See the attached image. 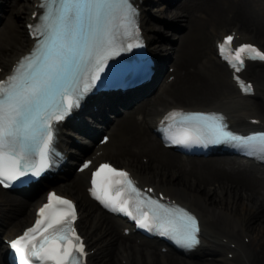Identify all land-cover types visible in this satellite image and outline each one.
<instances>
[{"label":"snow or ice","instance_id":"snow-or-ice-1","mask_svg":"<svg viewBox=\"0 0 264 264\" xmlns=\"http://www.w3.org/2000/svg\"><path fill=\"white\" fill-rule=\"evenodd\" d=\"M46 4L45 15L41 17L43 24L36 26L43 39L32 53L17 62L12 75L0 81V184L5 187L30 169L33 175L39 176L48 166L51 121L63 119L78 105L81 92L89 89L88 83H84L83 89L79 87L81 77L87 78L91 72L92 81L99 79L109 54H116L120 28L131 35L130 29L135 23V9L129 0H46ZM232 41L233 35L224 38L219 45L222 55ZM245 58L264 61V51L246 43L227 57L237 72L244 66ZM241 86L245 92L252 87L243 82ZM170 115H181L191 126L190 130L200 136L250 146L258 141V150L264 152V133L248 137L233 135L225 131L223 118L216 114L174 112ZM188 138L185 135L176 142L185 143ZM33 153L40 157L38 164L30 162ZM92 184L90 191L98 200L129 216L132 215L128 210L132 197L126 194L134 193L138 206L146 204L150 208L137 220L141 227H157L162 235L186 247L199 242V225L194 215L156 199L139 200L141 190L128 172L102 164L93 173ZM38 215L40 218L35 225L11 242L19 264H78L74 253L83 256L85 249L73 227L77 218L73 202L49 193L48 203Z\"/></svg>","mask_w":264,"mask_h":264},{"label":"bare ground","instance_id":"bare-ground-1","mask_svg":"<svg viewBox=\"0 0 264 264\" xmlns=\"http://www.w3.org/2000/svg\"><path fill=\"white\" fill-rule=\"evenodd\" d=\"M16 2L18 0L7 3L4 1L3 4L0 2V6L4 5L5 7L6 5L10 12V10L17 7ZM157 6H160L159 11L161 13L173 14V17L185 19L187 24L191 23L190 27L182 33V39L172 49L165 48L162 42H153L165 48L158 47L157 53L159 55L157 59L167 60L170 56L178 58L183 61V64L185 63L184 66L182 63L174 61H171L170 64L175 66L178 64L183 71L174 75L167 85L168 75L163 76V71H161L156 77L158 86L161 88L153 91L148 96H141L139 99L133 100L129 107L124 108L122 116L117 117L111 125L116 127L114 134L119 139L117 146L109 145L107 150L113 153L121 152L119 154L126 153L131 163L136 164V167L144 166V164L137 161L141 149L132 150L127 145L123 147L122 144L125 138L129 136L136 137L138 140H140V137H145L148 145L146 162H149L150 158L152 160L157 159L159 163L164 164L166 167H174L169 175H166L169 179H165L164 176V180L168 185L163 187V191L166 192L168 197H176L186 203L189 208H194L202 218L203 231L201 237L203 241L198 247L199 250L207 247L213 254L217 252L219 258H221L223 251L233 250L235 251L233 256L237 259L238 264H264V187L261 185V179L255 178L254 174L242 170L239 168L240 165H236L229 156H223V154H208L206 157L192 154L187 156L161 146L156 139L147 135V129L142 119L144 113L151 119L159 111L161 112L167 106L165 104L166 99H164L167 94L176 98L181 94L187 99H191L192 102L174 101L175 103L185 105L188 103L192 105L193 103L200 105L218 103L221 107L230 111L233 120L239 123H244L242 120L249 114L253 115L257 110L261 112L260 117L264 120V70L257 69V67L253 68L251 72V75L258 80L257 88L259 93H262V99L253 101L248 96L241 98L237 95V90H235L227 75L229 70L224 65L225 63L214 55V50L210 45L211 35L219 31L217 27H223L220 19L223 6L231 7L234 10L231 19H223V21H226L224 23L228 24L237 19L241 27L248 26L250 29H247V31L237 30V38L242 39L248 35L261 39L260 41L264 43V0H261L258 5L248 4L242 0H174L166 1ZM31 8H34V5ZM19 10L13 9L12 12L16 13ZM21 12H23L22 9ZM15 15L17 16L16 19L23 17V14L18 13V15ZM149 22V26H154V22ZM197 29L202 30V35L195 31ZM18 31L22 34V37L18 36ZM18 31L15 24L4 25L0 30V49L2 48L0 50V75L6 72L17 54L26 49L28 45L25 46L28 39L25 37L24 28L18 27ZM193 36L197 37L191 39ZM206 46L205 51L209 55L200 59ZM191 60L193 62L189 64L188 62ZM176 81H178L177 84H175ZM109 109L107 106L99 105L96 109V118L99 116L97 115L98 111ZM65 142L63 140V143ZM133 172L139 181H144V177L139 172L136 170ZM213 180L217 183H214ZM81 183L82 178L72 177L63 186L71 189L72 195L76 197L77 204L82 209L89 211L91 206L87 205L86 202L89 200L80 190ZM0 199L16 200L17 207L12 211L8 209V213L7 209L4 212L7 218L10 216L9 218L18 224L20 218L17 213L26 211V199L16 194L4 193L2 189H0ZM210 213L215 217L212 218L213 216ZM26 214L24 213L23 216ZM209 219H211L210 222H208ZM107 225L109 226V224ZM107 225L104 221V215L100 214L95 223V229L101 231L100 239H105V243L103 248H100L102 243L96 246V248L99 247L97 250L100 252L94 250L93 254L97 256L94 264H111L112 258H114L109 246L112 238H114L113 236L116 237L117 234ZM243 232L248 235L249 239H242L238 243ZM234 239H237V241ZM231 242L233 244L230 246ZM149 252L150 255L146 254L152 259L150 262L145 260L141 248H132L129 254L130 257H128L127 254L121 252L119 247L118 257L124 259V264H192L191 260L196 261V264H217L218 262H214L212 258L208 259L205 256L189 260L173 254H171L173 256L166 257V261L159 262L160 256L157 255L156 249H150ZM211 257L216 258L212 255ZM227 261H229L228 258L219 263L222 264Z\"/></svg>","mask_w":264,"mask_h":264},{"label":"rangeland","instance_id":"rangeland-1","mask_svg":"<svg viewBox=\"0 0 264 264\" xmlns=\"http://www.w3.org/2000/svg\"><path fill=\"white\" fill-rule=\"evenodd\" d=\"M5 0H0V2L3 4V2H4ZM6 2H10V0L8 1V0H6ZM166 2V1H165ZM164 2V3H165ZM5 4V3H4ZM159 5H162V3L160 2L159 3ZM3 7V9H7L8 10V7L5 5V7H4V5L2 6ZM157 8V12H159L160 14H162L163 16H165V17H172V19H177V18H175V17H173V14L172 15H170V14H168L167 13V15L166 14H164V13H161L160 11H159V8H160V6H157L156 7ZM155 12V11H154ZM179 20H181V19H178V20H176L175 22L180 26V29L181 28H184V24H187V22H186V20H184V19H182V21H179ZM184 20V21H183ZM174 21H172V24H174L173 23ZM171 24V23H170ZM169 24V25H170ZM178 25H174L175 26V30L177 29V26ZM162 28H163V26H161ZM172 28V27H171ZM163 29H167L166 27H164ZM162 29V30H163ZM157 30V29H156ZM185 30V29H184ZM178 31L179 30H177V32H175V33H173V31H168V33L167 32H164V31H160V30H157V32H163L164 33V35H163V33H162V35H161V37H160V39L162 40V41H164V40H166L167 41V45H169V43H173V44H170V45H176L181 39H182V33L184 32V31H182L181 33H179V35H177L178 34ZM198 34H201L202 35V30H200V29H197V30H195ZM194 31V32H195ZM165 33H167V34H165ZM174 34V35H173ZM175 35H177L179 38H177ZM157 37V36H156ZM197 36H193V37H191V39H194V38H196ZM200 38H201V36H199ZM251 37V36H250ZM252 38V37H251ZM174 39H176V40H174ZM174 40V41H173ZM261 40V39H260ZM161 43V42H160ZM199 43H200V41L198 42V45H199ZM210 43H212L211 42V40H210ZM260 43L262 44V45H264V43L262 42V41H260ZM163 45H165V43L163 42L162 43ZM160 45V44H159ZM161 46V45H160ZM170 47V46H169ZM169 47H165V48H169ZM164 47H163V49H165ZM171 49H172V46H171ZM204 54V53H203ZM207 55H209V53L207 52V51H205V56H207ZM171 58L169 59V60H171V61H174V62H176V63H182L183 61L182 60H179L178 58H174L173 56H170ZM192 62H193V60H191L190 62H188L189 64H192ZM183 64V63H182ZM185 64V63H184ZM184 64H183V66H184ZM257 69H259V68H257ZM176 79H177V77H175ZM175 79V80H176ZM178 83V81H176L175 82V84H177ZM173 85V84H172ZM153 93V92H152ZM164 97V96H163ZM168 98V100L170 99V102H174V101H178V102H182V103H187L188 101H191V99H187L186 97H184L183 95H181V94H179V96L176 98V97H172L170 94H167L165 97H164V99H167ZM259 96H258V98L257 99H255L256 101H258L259 100ZM193 100V99H192ZM192 102V101H191ZM151 162V163H150ZM148 163H150V165L148 166V168H151L152 166H155L156 168H157V166L158 167H160V168H163L164 170H166V174H168V168L169 167H171V166H169V167H166L164 164H162V163H159V161L157 160V159H155V160H152L151 158H150V160H149V162H147V164ZM162 164V165H161ZM183 165V164H182ZM181 165V167H183ZM163 166V167H162ZM174 168V167H173ZM157 170H158V168H157ZM211 178V177H210ZM209 182H210V179H209ZM190 195H191V192H190ZM26 204H28V203H26ZM26 208H27V205H26ZM258 223H259V221L257 222V225H258ZM97 257V256H96ZM95 257V258H96ZM92 259H94L93 257H92ZM95 260V259H94ZM234 261V260H233ZM111 264H112V261H111Z\"/></svg>","mask_w":264,"mask_h":264}]
</instances>
